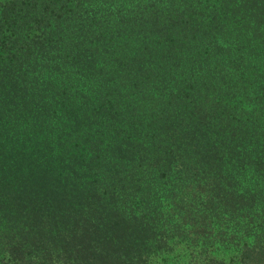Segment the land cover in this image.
I'll return each instance as SVG.
<instances>
[{
    "label": "trees",
    "instance_id": "obj_1",
    "mask_svg": "<svg viewBox=\"0 0 264 264\" xmlns=\"http://www.w3.org/2000/svg\"><path fill=\"white\" fill-rule=\"evenodd\" d=\"M119 1L0 11V264H264V0Z\"/></svg>",
    "mask_w": 264,
    "mask_h": 264
},
{
    "label": "rangeland",
    "instance_id": "obj_2",
    "mask_svg": "<svg viewBox=\"0 0 264 264\" xmlns=\"http://www.w3.org/2000/svg\"><path fill=\"white\" fill-rule=\"evenodd\" d=\"M10 1L12 0H0V11L2 7L8 4ZM132 7H133L132 4H128L127 2H124V0H121L119 2L113 3L111 5V10L120 11L121 12L120 16L127 19L134 12L132 11ZM10 32L14 33V30L12 29V24H10ZM43 33L45 34V32H43L41 29L26 28L25 31L23 32L17 31L16 37L19 42H26V37L37 39L38 36L39 38L42 37ZM108 34H110V32H108ZM19 42L14 44L15 46L9 44L8 47H13L15 51L23 50V49H19L20 47ZM32 45H37V44H32ZM50 58H51L50 59L51 61H49L48 63L45 61L48 64V66H44L45 71H47L51 75L52 78L61 80L59 81V83L61 82L60 84L64 85L65 81H67L68 79L70 80V75L72 76V70L69 71L70 74L68 75L66 72L68 68L64 67L62 58L54 59L56 58L54 56ZM148 64L151 65V62H148ZM107 70H108L107 97L112 100L111 105L113 107L119 106L120 104L117 102L116 98L113 96V90H112L113 87H109V84H111V86L119 85L120 79H119L118 71L117 70L114 71L113 66L110 69L107 68ZM42 81H44V79ZM81 86H82V83L80 81H71L67 85L66 88H61V91H62V94H65L64 96L68 95L71 98H77L80 94H82V91L80 90ZM89 91L93 92V88H89ZM41 98L42 96L37 97V100L40 101ZM33 104L34 106L30 107L31 110L35 109L36 107H41L42 109L39 111L40 114H37V115L33 114V111H30L31 113L30 116H32L33 119H31V117H28L26 120H24L22 119V117H20L21 121L18 123V125H22V127H24L26 131L33 126L42 125L43 123H51V124H54L53 126H56V124L60 123L59 115L56 113L57 111L56 104L51 103L50 100H41L40 102H34ZM48 109L51 111V113L44 115L43 113H46ZM194 253L198 256V252L194 251ZM170 256L171 257L169 260L179 261L180 259L187 257V252L182 245H179L178 248L173 253L170 254ZM233 256L234 255L230 253L228 257L226 258L225 264L230 263V261L228 260H230ZM221 257L223 260L225 259L223 256Z\"/></svg>",
    "mask_w": 264,
    "mask_h": 264
}]
</instances>
